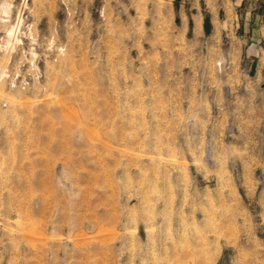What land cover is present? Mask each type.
<instances>
[{"label":"rangeland","instance_id":"obj_1","mask_svg":"<svg viewBox=\"0 0 264 264\" xmlns=\"http://www.w3.org/2000/svg\"><path fill=\"white\" fill-rule=\"evenodd\" d=\"M0 264H264V0H0Z\"/></svg>","mask_w":264,"mask_h":264},{"label":"bare ground","instance_id":"obj_2","mask_svg":"<svg viewBox=\"0 0 264 264\" xmlns=\"http://www.w3.org/2000/svg\"><path fill=\"white\" fill-rule=\"evenodd\" d=\"M24 1H25V0H24ZM22 4H23V3H22ZM22 4H21V5H22ZM2 5H3V4H2ZM3 7H4V6H3ZM18 18H19V17H18ZM18 20H20V19H18ZM16 23H17V22H16ZM17 24H18V23H17ZM15 26H16V24H15ZM15 26H14V27H15ZM11 28H12V27H11ZM11 28H10V29H11ZM16 28H17V26H16ZM16 28H15V30H16ZM13 29H14V28H13ZM13 29H12V30H13ZM12 30H9V28H8V33L11 34L12 32H14V31H12ZM11 31H12V32H11ZM10 37H11V36H10ZM6 38H7V35H6ZM9 39H11V38H9ZM8 41H10V40H8ZM1 99H2V98H1ZM2 100H3V99H2ZM4 100H5V99H4ZM215 248H216V247H214V249H215ZM194 250H195V249H194ZM175 252H176V251H175ZM194 252H195V251H194ZM173 254H174V252H173ZM185 254H186V253H185ZM213 254H214V253H213ZM132 255H133V254H132ZM134 255H136V254H134ZM183 255H184V254H183ZM186 255H187V254H186ZM188 255H189V254H188ZM190 255H191V254H190ZM210 255H211V253H210ZM184 256H185V255H184ZM212 256H213V255H212ZM152 257H153V256H152ZM141 258H142V257H141ZM210 258H211V257H210ZM212 258H213V257H212Z\"/></svg>","mask_w":264,"mask_h":264}]
</instances>
